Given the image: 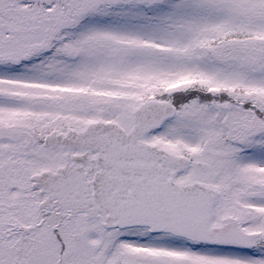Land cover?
Listing matches in <instances>:
<instances>
[{
    "label": "snow or ice",
    "instance_id": "1",
    "mask_svg": "<svg viewBox=\"0 0 264 264\" xmlns=\"http://www.w3.org/2000/svg\"><path fill=\"white\" fill-rule=\"evenodd\" d=\"M0 264H264V0H0Z\"/></svg>",
    "mask_w": 264,
    "mask_h": 264
}]
</instances>
